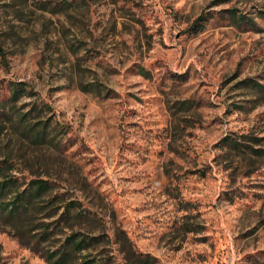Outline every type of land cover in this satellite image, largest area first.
<instances>
[{
	"label": "rangeland",
	"instance_id": "1",
	"mask_svg": "<svg viewBox=\"0 0 264 264\" xmlns=\"http://www.w3.org/2000/svg\"><path fill=\"white\" fill-rule=\"evenodd\" d=\"M216 1L0 0V161L96 216L98 261L264 264V0ZM10 231L0 264H47Z\"/></svg>",
	"mask_w": 264,
	"mask_h": 264
},
{
	"label": "trees",
	"instance_id": "2",
	"mask_svg": "<svg viewBox=\"0 0 264 264\" xmlns=\"http://www.w3.org/2000/svg\"><path fill=\"white\" fill-rule=\"evenodd\" d=\"M230 1L217 0L215 3ZM205 21L208 18L199 19L191 27V31L195 34L202 32ZM257 86L264 89L262 85ZM33 95L23 84H11L10 103L15 105L24 97ZM40 111H44L43 107L33 105L30 114ZM6 117L7 114H0V118ZM3 128L1 125L0 131ZM47 130V123L27 127L28 134L36 143L41 144L53 141L48 140L52 136ZM231 143L233 149L240 148L238 143ZM16 169L18 170L10 160L0 161V221L11 228L7 233L20 245L40 255L47 264H111L108 258L98 261V256H95L98 248L111 245L109 236L96 235L82 228L74 230L77 224H94L96 216L77 201L67 203L64 195L58 192L59 187L55 181L40 178L30 180L24 186L20 185L19 179L12 173ZM67 228L72 229V232L67 233ZM123 241L127 246V259L134 260L136 264H156V259L152 256L137 253L128 238H123ZM103 250L105 248L100 249V255L105 254Z\"/></svg>",
	"mask_w": 264,
	"mask_h": 264
}]
</instances>
